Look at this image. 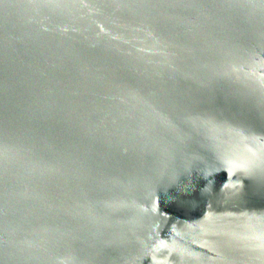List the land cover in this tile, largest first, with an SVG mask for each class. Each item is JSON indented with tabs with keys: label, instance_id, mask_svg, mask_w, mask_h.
I'll use <instances>...</instances> for the list:
<instances>
[{
	"label": "water",
	"instance_id": "95a60500",
	"mask_svg": "<svg viewBox=\"0 0 264 264\" xmlns=\"http://www.w3.org/2000/svg\"><path fill=\"white\" fill-rule=\"evenodd\" d=\"M0 264H264V0H0Z\"/></svg>",
	"mask_w": 264,
	"mask_h": 264
}]
</instances>
